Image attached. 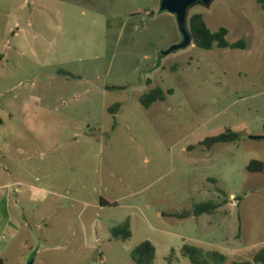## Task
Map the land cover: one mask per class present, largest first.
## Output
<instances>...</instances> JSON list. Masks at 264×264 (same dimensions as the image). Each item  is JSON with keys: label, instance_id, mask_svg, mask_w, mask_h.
Returning <instances> with one entry per match:
<instances>
[{"label": "rangeland", "instance_id": "374dc122", "mask_svg": "<svg viewBox=\"0 0 264 264\" xmlns=\"http://www.w3.org/2000/svg\"><path fill=\"white\" fill-rule=\"evenodd\" d=\"M161 5L0 0L5 264H94L101 257L103 264H136L132 251L147 240L156 248L150 264H193L185 245L200 250L202 263L231 264L253 261L264 246V172L247 170L253 159L264 161V137L251 138L264 136V0L198 1L188 9V28L191 16L203 13L209 28L227 27L229 41L245 39L246 49H205L192 41L168 51L184 37L177 15ZM158 86L166 98L145 107L141 95ZM227 130L241 138L202 143ZM206 154H217L216 167L201 163ZM111 171L117 172V225L132 214L133 235L106 238L115 220L103 215L88 227L101 252L81 257L71 252L81 241L73 247L66 241L73 230L81 232L79 221L31 202L29 186L50 197L67 178L84 179L92 197L105 190ZM231 194L232 216L213 229L199 216H180L203 202L225 204ZM9 217L23 222L18 231L5 228Z\"/></svg>", "mask_w": 264, "mask_h": 264}, {"label": "crops", "instance_id": "0c3cea01", "mask_svg": "<svg viewBox=\"0 0 264 264\" xmlns=\"http://www.w3.org/2000/svg\"><path fill=\"white\" fill-rule=\"evenodd\" d=\"M193 44V43H191ZM252 138V137H251ZM257 139V138H255ZM61 144V142L56 141L55 147H58ZM257 160V159H253ZM201 163H209L210 167L215 166L217 164V154H209L205 155L201 158ZM262 161V160H261ZM200 163V164H201ZM264 163V161H263ZM249 165V164H248ZM247 165V170L248 169ZM250 171V170H249ZM255 172V171H251ZM258 172H264L258 171ZM112 175H110L109 178H111V181L109 179H106L108 185H106L105 190L98 191L97 195L93 194L91 197V190L89 188L88 183L84 182V179H66V183L62 185V187L55 186V190H51L50 197L47 195H42L43 193L42 188H39L37 186L31 185L30 188V194H28V198L31 202H37L44 203L49 206V212L51 215L56 216L60 213L61 217L65 218L69 223L79 221V227L81 229V232L78 233L77 231L73 230L71 236L67 238L68 246L73 247L74 241H77L78 239L81 241L79 244L78 249L74 250L72 249V253H78L81 255V257H86L89 252H91L94 249H98L100 251V247L97 246V244L90 241V236L88 235V227L90 223H97L100 224L101 216L106 215L109 217L110 220H115V223H112L108 226L109 235L106 234V238H109V236L113 239L112 236V228L117 226V208L120 206L119 201L117 200V183L115 182L117 176L116 171H111ZM215 177V176H214ZM216 178V177H215ZM218 180V178H216ZM103 181H105L103 179ZM98 189L94 188L93 191L97 192ZM208 190L200 189V193H206ZM139 192V191H137ZM134 192V193H137ZM235 195L231 194L230 198L227 199V202L224 204L219 201L220 205L219 207L213 212V213H204L202 215H198L199 218H201L202 221L208 226V228L213 229V227L217 224H219L220 219H223V216H232V210L228 209L229 202L231 203L232 207L235 203ZM213 201V200H211ZM216 201V200H214ZM218 202V201H216ZM17 203H19V200H17ZM24 214L25 210H24ZM158 216H166L169 215V213H164L161 211H158ZM25 216V215H24ZM197 216V215H196ZM44 217V216H43ZM98 217V218H96ZM43 220V219H42ZM101 220V221H100ZM146 220L149 222V220L146 218ZM125 221H128L130 224V227L132 228L133 224V215L130 214ZM25 225L28 224V219H24ZM23 225V222L16 221L14 218L9 217L8 222L5 224V228H16L17 231L20 229V227ZM154 227V226H153ZM16 236V232H14L13 237ZM97 238L96 240H98ZM74 243V244H73ZM40 248L44 249L43 245L41 244L39 246ZM0 258L4 260L3 264H5V259L0 255ZM23 262L22 264H25ZM34 264V261L33 263Z\"/></svg>", "mask_w": 264, "mask_h": 264}, {"label": "trees", "instance_id": "16d2710c", "mask_svg": "<svg viewBox=\"0 0 264 264\" xmlns=\"http://www.w3.org/2000/svg\"><path fill=\"white\" fill-rule=\"evenodd\" d=\"M189 30L192 34L193 42L197 46L205 49H212L214 46L220 48H232V49H246L248 43L245 39H240L235 42H230L228 39L229 29L227 27H220L218 30H212L207 25L203 13H194L189 21ZM168 93H171L169 91ZM167 96V92L161 87H155L149 92L141 95L140 101L145 107H150L154 102L158 100H164ZM120 104L117 105L119 107ZM252 138H262V135H251ZM241 138V134L232 130H227L226 132L209 136L205 138L202 143L208 147H212L220 142H234ZM248 169L250 171H263L264 163L261 160H252ZM220 203L216 201H207L197 204L195 208L191 211H186L180 216L187 217L190 215H202L204 213H213ZM169 215H177L176 213H169ZM112 236L117 239L127 240L133 235L128 221H124L119 225L115 226L111 230ZM183 254L189 256L193 264H210L209 262H200L199 253L200 250L193 246L185 245L181 249ZM156 248L149 240L144 241L138 245L132 251V258L136 264H150L155 258ZM216 258H220L222 261L225 256L217 253H211ZM211 255V256H212ZM4 260L0 258V264H3ZM231 264H264V246L255 254L253 261H234Z\"/></svg>", "mask_w": 264, "mask_h": 264}, {"label": "water", "instance_id": "95a60500", "mask_svg": "<svg viewBox=\"0 0 264 264\" xmlns=\"http://www.w3.org/2000/svg\"><path fill=\"white\" fill-rule=\"evenodd\" d=\"M198 1H203L204 3L208 4L212 0H162L161 9L171 11L172 13H175L177 15L180 29L184 37L181 43L173 45L168 51L186 47L192 43L193 38L188 28L187 14L189 7ZM32 263L33 261H29L27 264Z\"/></svg>", "mask_w": 264, "mask_h": 264}, {"label": "built area", "instance_id": "2783aa9c", "mask_svg": "<svg viewBox=\"0 0 264 264\" xmlns=\"http://www.w3.org/2000/svg\"><path fill=\"white\" fill-rule=\"evenodd\" d=\"M1 236H0V240H1ZM105 262V259H104V257H101V259L98 261V262H96V263H94V264H103Z\"/></svg>", "mask_w": 264, "mask_h": 264}]
</instances>
